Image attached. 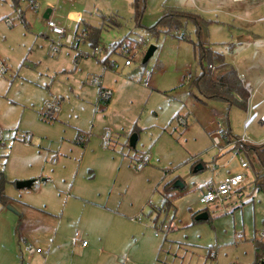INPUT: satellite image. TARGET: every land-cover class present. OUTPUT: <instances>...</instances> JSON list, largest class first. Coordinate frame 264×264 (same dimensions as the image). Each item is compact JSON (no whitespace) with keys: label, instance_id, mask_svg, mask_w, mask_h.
<instances>
[{"label":"rangeland","instance_id":"rangeland-1","mask_svg":"<svg viewBox=\"0 0 264 264\" xmlns=\"http://www.w3.org/2000/svg\"><path fill=\"white\" fill-rule=\"evenodd\" d=\"M35 1L36 9L30 0H0V172L3 192L12 197L8 205L0 203V240L15 242L12 262L21 256L23 263L38 264L37 253L32 261L33 254L23 253L26 242L41 245L60 264L72 253V264H252L254 247L264 244V192L254 188L249 166H241L245 155L220 152L212 139L229 128L261 144L264 127L255 112L227 110L190 86L201 72L190 22L156 35L146 28L166 7L208 21L214 49L255 73L252 87L263 82L254 98L261 105L264 0H144L139 20L134 0ZM48 20L75 37L73 43L54 34ZM85 24L99 29L96 50L83 39ZM56 40L62 45L55 48ZM150 45L155 49L142 62ZM105 57L113 67L102 66ZM95 77L112 86L108 109L96 103ZM54 100L59 113L47 118L44 102ZM141 156L148 160L135 169ZM237 173L245 176L243 205L200 202L206 186ZM27 179L38 188H16ZM4 255L0 244V264Z\"/></svg>","mask_w":264,"mask_h":264},{"label":"trees","instance_id":"trees-1","mask_svg":"<svg viewBox=\"0 0 264 264\" xmlns=\"http://www.w3.org/2000/svg\"><path fill=\"white\" fill-rule=\"evenodd\" d=\"M144 0H134L133 7L136 10V19L139 20L144 8ZM112 18H107V22H110ZM187 22L193 25L194 33L196 35V42H194V51L198 56L201 72L195 76L190 86H193L197 92L205 99L219 100L227 105V110L232 106L240 109H246L247 99L249 93L240 81L239 76L234 66L224 59V55L215 50L207 40V28L209 22L204 20L199 15L192 11L184 10L180 8H163L162 14L154 25L146 28V31L151 35H156L160 31H177L180 28H184ZM86 31V33H85ZM84 40L89 38L90 46L95 50L96 43L99 39V29L92 26H86L83 30ZM170 33V32H167ZM172 37L187 39V35L181 33L179 37L175 34H171ZM75 38V37H74ZM78 41V40H77ZM139 42L135 43V46H139ZM117 47V46H116ZM106 60V58H104ZM102 61L105 66L109 65V62ZM203 61L206 62V67L203 66ZM143 62V61H142ZM113 67L112 62H110ZM100 87L98 88V91ZM97 104L99 103L98 99ZM109 99L102 103L101 110L104 109ZM178 117V113L174 116ZM227 137L225 141H231L232 135L230 129L227 128ZM238 148L239 154H244L250 170L253 173L254 188L264 192V142L261 144L245 143L241 148L235 143L232 148ZM142 157V156H141ZM140 157V158H141ZM5 183V177L0 172V199L2 203H7V196L3 192V185ZM242 189H246L245 185ZM239 207L243 205L244 201H239ZM203 218H199L196 221H202ZM206 220V219H205ZM255 261L252 264H258L264 258V244H258L255 247ZM19 257L18 264L21 263Z\"/></svg>","mask_w":264,"mask_h":264},{"label":"built area","instance_id":"built-area-1","mask_svg":"<svg viewBox=\"0 0 264 264\" xmlns=\"http://www.w3.org/2000/svg\"><path fill=\"white\" fill-rule=\"evenodd\" d=\"M72 1V0H69ZM30 5L33 6L34 9L38 8V3L35 0H30ZM7 24L9 26L12 25V21L11 20H6ZM47 25L50 28V30L58 35H63L64 34V29L63 27H60L58 25H56L54 22L48 20L47 21ZM66 44H71L73 43V36L71 34H67L65 36L64 39ZM55 48L58 46H60V42L56 41L54 42ZM58 50V49H57ZM56 50V51H57ZM96 50V49H95ZM123 52L126 54L127 50L123 49ZM126 65H128L130 62L128 59L125 60L124 62ZM5 71V66L3 65V63L0 61V72H4ZM150 77V72L146 71L144 73V81L143 84L145 86L148 85V79ZM93 83H99L98 78H94L93 79ZM246 90L248 92H250V90L248 89L250 87L249 83H246L245 86ZM111 90L108 88H104V87H100V90L98 91L97 94V99L100 102H104L106 100H108L111 97ZM44 116L47 118H52L58 111H59V106L55 101H46L44 102ZM259 120L264 123V113L259 117ZM181 122L183 123V120H181ZM228 133H227V129L225 128H220L219 130H217L213 136V144L214 146L218 147V151H223L224 149H233L235 150V153H238V148H232V146L236 143L238 145V147H242L245 143H251L250 139L246 136V134L243 132L240 136H231V141H225L226 137H227ZM221 140H220V138ZM81 140V138L79 139ZM0 142H1V130H0ZM108 142H109V133L106 132L103 136H102V145L103 147H107L108 146ZM221 143V144H220ZM239 154V153H238ZM148 157H141V159L136 163L135 169H141L143 167V165L147 162ZM242 167H247L248 163L244 160L241 159L240 162ZM244 181H245V176L241 173H237V174H233V175H229L224 177L220 182H218L217 184H213L210 186H207L205 191H203L201 193L200 196V202L204 203V204H208V203H222L225 200H231V202H238L240 200H242L244 198V196L246 195V190L242 189V187L244 186ZM33 186V188L37 189L38 188V184L36 183H32L31 187ZM163 228H165V230L169 231L171 230V226L170 224H163ZM262 236L264 237V233L262 234ZM23 253H27V255H31L33 253H40L41 252V248L39 247H34L31 244H27L26 242H23ZM82 245H85V241H82ZM21 263L20 264H28V263H23L24 259L21 257Z\"/></svg>","mask_w":264,"mask_h":264},{"label":"crops","instance_id":"crops-1","mask_svg":"<svg viewBox=\"0 0 264 264\" xmlns=\"http://www.w3.org/2000/svg\"><path fill=\"white\" fill-rule=\"evenodd\" d=\"M48 10V9H47ZM47 10L44 12V14H46V16H45V18L48 16L47 14H49V11L47 12ZM43 14V15H44ZM55 34V33H54ZM68 33H65V31H64V34L63 35H60V36H62V38H63V40L65 39V36L67 35ZM58 35V34H57ZM252 35V37L253 36H255V34H251ZM75 40V38L73 37V41ZM56 41H58V42H60V40H56ZM56 41H54V42H56ZM65 41V40H64ZM72 41V42H73ZM65 43V42H64ZM60 44L62 45V43L60 42ZM66 44V43H65ZM77 45V44H76ZM213 46V45H212ZM214 48V47H213ZM106 58V60L108 61V62H110L109 61V58L108 57H105ZM102 60H104V59H102ZM106 60H104V61H106ZM102 62V61H101ZM124 65H126V64H124ZM128 65H130V63L128 64ZM102 66L104 67V68H110L111 67V65H110V63H109V65L108 66H105L104 65V63L102 62ZM103 68V69H104ZM234 68H235V70H236V72H237V75L238 76H240V75H244V77L243 78H241V77H239L240 78V81H241V83L243 84V86H245V84L246 83H249V85H250V87H252V85L253 84H251V81L253 82L254 80H255V78H256V74L255 73H249L248 71H244L243 69L242 70H240V68L238 67V65H235L234 66ZM95 78H97V77H95ZM245 78V79H244ZM98 81H99V83H95V85L97 86V92H98V88L99 87H104V88H108V89H110L111 90V92H112V86L111 85H109V84H102V78L101 77H99L98 78ZM262 84H263V82L262 83H257L254 87H252V90L253 91H251L250 90V92H248L249 93V97H248V99H247V106H246V110H249V111H252V112H255L254 114H255V119H258V121H257V124H259L261 127H264V123H262L260 120H259V117L264 113V107H262V108H260L259 109V105L260 104H258L257 105V102L255 101L256 99H254L255 97H256V93L257 92H259L258 90L261 88V86H262ZM112 97H113V93H111V97L109 98V101H108V103L105 105V107H104V109L106 108V109H108V107L112 104ZM253 99H254V101H253ZM55 102H57V104H58V101H56V100H54ZM260 102V101H259ZM264 105V102L260 105V106H263ZM101 106H103V105H101ZM57 113H59V111L57 112ZM56 113V114H57ZM56 114L51 118V119H54L55 118V116H56ZM252 115V114H251ZM253 116H251V118H252ZM251 143H254V142H251ZM255 144V143H254ZM133 147V146H132ZM221 181V180H220ZM219 181V182H220ZM34 182V181H33ZM218 183V182H217ZM206 186V185H205ZM175 187H177V186H175ZM207 187V186H206ZM18 189V188H17ZM5 194V193H4ZM6 195V194H5ZM7 196V201H8V199H9V201L7 202V203H2V201H1V199H0V203H1V207H4L5 205H8L9 203H10V201H11V199H12V197H10V196H8V195H6ZM239 202V201H238ZM233 203H237V202H233ZM55 236H56V234L54 233L53 234V238H55ZM64 238V237H63ZM14 240H16V237L15 236H13V241ZM0 244H1V247L5 250V259H4V261L2 262V264H14V262H12L13 261V258H11V255L12 256H14V254H16V248H15V246H14V243H13V245L8 241V236H6V241H1L0 240ZM19 244V243H18ZM21 245H22V243H21ZM72 244H69L68 245V248L71 246ZM41 245H39L38 244V247H40ZM88 246V244H85V245H82V243H81V247H83V249L84 250H87V247ZM18 247H20V244H19V246ZM9 248H11V250H9ZM43 247L41 246V252L40 253H37L38 254V264H60V263H57V262H54V261H51V259H50V254L48 253L47 255H46V253H44L45 252V250H43L42 249ZM86 253V252H85ZM34 255L35 254H33V255H31L30 256V258H29V261H32L33 260V257H34ZM74 256V254L72 253V256H71V258H69L68 259V261H65L64 262V264L65 263H68V264H72V257ZM21 257V256H20ZM20 260H21V258H20ZM17 264H18V262H17Z\"/></svg>","mask_w":264,"mask_h":264},{"label":"water","instance_id":"water-1","mask_svg":"<svg viewBox=\"0 0 264 264\" xmlns=\"http://www.w3.org/2000/svg\"><path fill=\"white\" fill-rule=\"evenodd\" d=\"M48 11L49 10H47V12ZM44 16H46V14H44ZM154 49H155V47L153 45L148 46V48L146 49V52L144 54L143 60H142L143 62L146 61L150 57V55L152 54V52H153ZM134 141H135L134 140V136H131L129 138V144L131 146H133L134 145ZM32 183H33V180L32 179L20 180V181H17L16 182L15 186L18 189L29 188ZM174 186L181 187V183H178L177 182V183L174 184ZM197 219H199V218H197ZM258 264H264V258Z\"/></svg>","mask_w":264,"mask_h":264}]
</instances>
